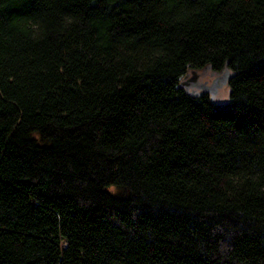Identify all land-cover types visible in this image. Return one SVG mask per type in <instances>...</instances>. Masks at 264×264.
I'll return each instance as SVG.
<instances>
[{
    "label": "trees",
    "instance_id": "1",
    "mask_svg": "<svg viewBox=\"0 0 264 264\" xmlns=\"http://www.w3.org/2000/svg\"><path fill=\"white\" fill-rule=\"evenodd\" d=\"M0 264H264V0H0Z\"/></svg>",
    "mask_w": 264,
    "mask_h": 264
},
{
    "label": "flooded vegetation",
    "instance_id": "2",
    "mask_svg": "<svg viewBox=\"0 0 264 264\" xmlns=\"http://www.w3.org/2000/svg\"><path fill=\"white\" fill-rule=\"evenodd\" d=\"M218 74H220V72L216 73L207 70L199 72L195 71L194 74L191 72L186 77L185 87L192 93H202L201 86L210 84Z\"/></svg>",
    "mask_w": 264,
    "mask_h": 264
},
{
    "label": "water",
    "instance_id": "3",
    "mask_svg": "<svg viewBox=\"0 0 264 264\" xmlns=\"http://www.w3.org/2000/svg\"><path fill=\"white\" fill-rule=\"evenodd\" d=\"M195 71H193L192 73L194 74ZM188 75V74H187ZM187 75L184 77V79L181 81V85L185 86L186 83V77ZM234 73L231 72L229 69L224 70L223 72H221L220 74H218L210 84H206L201 86L202 88V93H210L211 97L213 100H215L216 95L219 92V89L224 87L225 85L228 84V82L233 78ZM200 93H198L199 95Z\"/></svg>",
    "mask_w": 264,
    "mask_h": 264
},
{
    "label": "rangeland",
    "instance_id": "4",
    "mask_svg": "<svg viewBox=\"0 0 264 264\" xmlns=\"http://www.w3.org/2000/svg\"><path fill=\"white\" fill-rule=\"evenodd\" d=\"M229 92H230V87H228V85L220 88L218 94L216 95V100L219 102L226 101L229 98Z\"/></svg>",
    "mask_w": 264,
    "mask_h": 264
}]
</instances>
